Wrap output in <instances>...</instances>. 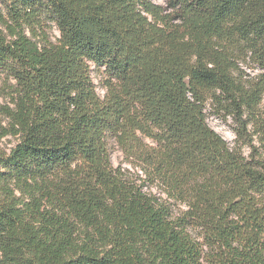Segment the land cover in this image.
Instances as JSON below:
<instances>
[{
  "label": "trees",
  "instance_id": "trees-1",
  "mask_svg": "<svg viewBox=\"0 0 264 264\" xmlns=\"http://www.w3.org/2000/svg\"><path fill=\"white\" fill-rule=\"evenodd\" d=\"M0 76V264H264V0H6Z\"/></svg>",
  "mask_w": 264,
  "mask_h": 264
},
{
  "label": "rangeland",
  "instance_id": "rangeland-1",
  "mask_svg": "<svg viewBox=\"0 0 264 264\" xmlns=\"http://www.w3.org/2000/svg\"><path fill=\"white\" fill-rule=\"evenodd\" d=\"M154 2L166 5L168 0H153ZM6 0H0V8H3L5 5ZM51 38L52 40H55L59 35L60 31L59 29L53 25L51 31ZM241 68L244 71V78L247 80H259L261 77L262 71L254 64L252 63H245L241 62ZM92 77L96 85L97 92L101 97H104L107 92V88L104 83V75L101 71L95 69V67L92 68ZM14 81H7L6 78L3 76H0V155L3 153H9L11 149L16 145L18 139L16 137H13L11 135H2L3 130L1 126L7 125V119L4 118L2 112H1V106L7 104L8 99H6V93L9 91L10 85ZM206 114H207V122L210 125L211 128H213L215 131H217L224 139L227 140L230 147H235L237 144L242 145L246 139H248V136H238V128L240 127L239 123L236 121V119L229 115L225 116L223 113H220L218 110L213 109L211 106H207L206 108ZM251 127H248L247 133L251 132ZM147 141H150L147 139ZM240 142V143H239ZM254 143L257 144V140L255 138ZM108 144H109V151L111 154V161L115 167L122 166V167H131L129 160L127 156L125 155L124 151L122 150L119 143L116 141L115 137L111 134L108 138ZM243 153L245 155L249 154V148L247 146L243 147L242 149ZM132 171H141L139 170V167H132ZM146 189V188H145ZM152 191L157 192V195H160L159 190ZM175 212H177V209L175 208Z\"/></svg>",
  "mask_w": 264,
  "mask_h": 264
}]
</instances>
